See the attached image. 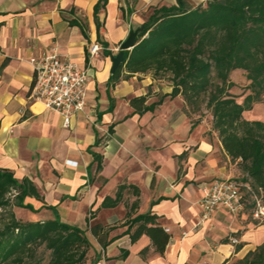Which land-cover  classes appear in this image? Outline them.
<instances>
[{
    "label": "crops",
    "instance_id": "crops-1",
    "mask_svg": "<svg viewBox=\"0 0 264 264\" xmlns=\"http://www.w3.org/2000/svg\"><path fill=\"white\" fill-rule=\"evenodd\" d=\"M97 1L0 0V171L27 178L38 193L23 200L33 210L12 207L15 218L21 208L29 222L57 215L79 227L90 243L91 264H230L242 258L264 241L249 196L237 215L220 208L202 218L198 204L203 185L235 179L221 163L222 155L229 157L217 134L205 121L189 119L180 95H168L169 82L149 72L110 78V56L154 8L190 9L203 0H107L98 29ZM94 44L100 49L92 54ZM50 50L89 73L86 104L68 126L57 111L29 97V58ZM147 93L146 105L160 103L136 112L130 98ZM119 186L118 202L103 206ZM146 213L168 234L163 252L146 234L130 240L137 225L130 220Z\"/></svg>",
    "mask_w": 264,
    "mask_h": 264
},
{
    "label": "trees",
    "instance_id": "trees-1",
    "mask_svg": "<svg viewBox=\"0 0 264 264\" xmlns=\"http://www.w3.org/2000/svg\"><path fill=\"white\" fill-rule=\"evenodd\" d=\"M106 2L98 0L94 5L97 29L98 12ZM69 23L84 30L76 20ZM235 69L245 70L250 80L251 93L241 103L228 93L233 85L229 75ZM147 72L170 83L168 95L182 97L187 115L199 112L202 105L210 111L211 127L225 153L238 160L245 174L239 181L261 194L264 203V122L242 118V112L260 100V95L264 104V0H207L204 6L199 3L190 9L180 4L154 8L110 78ZM147 96L130 98L136 112L152 109L161 101L146 105ZM130 187L138 195V188ZM121 189L119 186L115 198L106 197L102 205L118 202ZM27 195L38 197L30 180L18 181L0 171V211L5 213L0 219V264H40L41 257L35 255L40 245L50 251L46 264H91L87 255L90 243L79 227L62 222L57 215L42 222L24 223L15 218L13 206L33 210L23 202ZM136 207L134 201L130 208ZM154 220L150 213L132 218L131 225H137L130 240L146 234L155 251L163 252L168 234ZM230 264H264V241Z\"/></svg>",
    "mask_w": 264,
    "mask_h": 264
},
{
    "label": "built area",
    "instance_id": "built-area-1",
    "mask_svg": "<svg viewBox=\"0 0 264 264\" xmlns=\"http://www.w3.org/2000/svg\"><path fill=\"white\" fill-rule=\"evenodd\" d=\"M99 49L100 46L94 44L90 50L94 54ZM29 62L33 71L29 97L57 111L63 124L68 126L71 116L82 111L86 104L88 69L55 50L31 56ZM202 190L203 194L198 200L202 218L220 208L231 214L240 213L246 206L245 195L249 193L250 215L260 222L264 220L262 195L244 182L219 177L203 185Z\"/></svg>",
    "mask_w": 264,
    "mask_h": 264
},
{
    "label": "rangeland",
    "instance_id": "rangeland-1",
    "mask_svg": "<svg viewBox=\"0 0 264 264\" xmlns=\"http://www.w3.org/2000/svg\"><path fill=\"white\" fill-rule=\"evenodd\" d=\"M207 0L202 1V5L204 6L206 4ZM229 80L233 82V85L228 88V93L234 97L236 102L241 103L245 96L251 93L250 86V80L246 78V72L243 69H235L230 72ZM161 81L168 82L165 78H162ZM181 97V96H180ZM182 98V97H181ZM260 100L253 101L251 103V108L249 110H245L242 112V118L246 120H259L264 122V104H263V95H260ZM184 104V102H183ZM183 105V109H184ZM185 111V109H184ZM189 119L193 122H206V125L208 128H211V113L208 109L204 108L202 105V108L199 112L196 113H190L187 115ZM213 130V129H212ZM215 133L216 131L213 130ZM217 134V133H216ZM229 157V156H228ZM223 159L226 161V164L228 167L232 168L234 170L233 176L235 179L240 180L244 177V173L242 172L240 165L238 163V160H232L230 158H226L224 155L221 156V163ZM5 214L4 212L0 211V219L1 215ZM15 214L20 222H29L26 216V211L22 210L21 208H15ZM237 215V214H236ZM4 216V215H3ZM238 217V216H236ZM246 222L251 221L250 216H248ZM254 225L264 224V220L261 222H253ZM1 225V220H0ZM49 253L50 251L48 249H45L43 245H40L35 250L36 257H41L40 264H46L49 261Z\"/></svg>",
    "mask_w": 264,
    "mask_h": 264
},
{
    "label": "water",
    "instance_id": "water-1",
    "mask_svg": "<svg viewBox=\"0 0 264 264\" xmlns=\"http://www.w3.org/2000/svg\"><path fill=\"white\" fill-rule=\"evenodd\" d=\"M141 26L135 29H130L126 38L119 44L118 51L110 56L112 65L110 71L113 72L123 61L124 51L130 50L135 44V38Z\"/></svg>",
    "mask_w": 264,
    "mask_h": 264
}]
</instances>
